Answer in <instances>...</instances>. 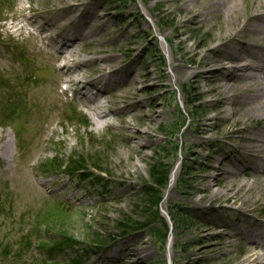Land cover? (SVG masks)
<instances>
[{
	"label": "rangeland",
	"instance_id": "1",
	"mask_svg": "<svg viewBox=\"0 0 264 264\" xmlns=\"http://www.w3.org/2000/svg\"><path fill=\"white\" fill-rule=\"evenodd\" d=\"M188 6L0 0V82H11L0 84V137L15 150L12 164L0 160V264H264L263 247L251 262V246L227 238L236 212L248 209L264 222V206L212 196L223 182L210 189L245 118L235 107L233 123L230 95L216 89L222 77L195 56L225 22L188 15ZM189 7L202 13L197 2ZM67 32L79 36L62 46ZM86 82L100 92L81 91ZM36 102L55 107L54 119L45 105L48 122L33 121ZM93 109L113 115L96 127L87 116ZM180 114L185 123L169 137ZM26 130L32 136L23 139ZM133 133L138 141L129 140ZM153 170L168 171L165 188ZM252 177L229 175L235 183ZM135 224L133 234L121 230Z\"/></svg>",
	"mask_w": 264,
	"mask_h": 264
},
{
	"label": "bare ground",
	"instance_id": "2",
	"mask_svg": "<svg viewBox=\"0 0 264 264\" xmlns=\"http://www.w3.org/2000/svg\"><path fill=\"white\" fill-rule=\"evenodd\" d=\"M193 2H197L201 6L202 13L195 8L189 7ZM185 3H189L186 8L188 15L191 14L194 17L197 15L199 17L202 16L203 20L208 16L212 17V15L223 16L225 24L222 27V31L219 29V37L214 39V44L205 50L204 55L197 51L195 56L204 59L200 63L202 67L213 64L214 68L209 67L215 70L213 74H218L222 77L217 83L216 89L220 90L221 93L224 92L230 95L227 102L229 108L227 111L231 113L230 119L233 123L236 121L235 115L237 112L234 110L235 107L243 108L244 111L241 114L245 117L243 128L236 132L238 141L229 154L223 156L222 160L219 161V170L222 175H218V178L213 179L210 189L214 186L218 187L220 182L223 183L218 190L212 192V196L224 197L227 201H241V204L248 206L259 204L264 206V0H185ZM242 9H244L243 13ZM13 28H17L14 30L15 32H22V26H19V24H16ZM66 35L68 36L66 44L64 43L66 38H60L57 41L62 46H66L75 40L79 33L77 32L75 36L74 33L67 32ZM180 44L181 49H184L185 41L182 40ZM61 54L59 53L58 56ZM210 58H212L211 62H209ZM235 62L239 64H234ZM75 66H78V63ZM68 71L66 70L64 74ZM0 84L10 86L11 82L4 80ZM88 89H92L95 92L94 94L100 92L99 87H92L86 82L81 91ZM24 97L26 98V95ZM23 102L21 99L19 113L22 112L20 110ZM89 102L91 101L89 100ZM37 103L32 105L31 113L29 110L33 121L48 122V116L44 114L45 105L47 109L49 107L52 110V118L54 119L55 107L45 103ZM10 104V102L6 103L7 107ZM112 115L109 111L97 112L94 109L93 114L87 113L88 118L96 127L100 123L98 120L101 118L108 119ZM255 119L257 120L255 126L259 130L250 133L249 129L255 128L250 125L251 120ZM261 122L263 127H260ZM0 128L3 127L0 126ZM47 132L53 133V129ZM30 133V130L24 131L23 139L32 136ZM139 138L140 135L138 133H133L130 135L129 140L135 139L138 141ZM18 142H20V139ZM42 143L46 142L43 140ZM45 149L42 150L44 151ZM14 155L15 150L7 143L5 137L1 136L0 160L12 164ZM30 170L32 171L33 168L30 167ZM234 170L238 174L243 173L245 175L251 171L254 175L251 178L253 179L252 183H248L246 180H239L235 183L234 180L229 178L230 172ZM175 174L176 171L174 169L171 173V179L175 177ZM235 215L239 217L236 219L235 225L231 223L230 228L233 234L229 233L227 238H233L234 235L238 236L241 241L251 246L245 249L246 258L251 262L260 261L256 247L261 246L264 248V222L258 221L248 209L244 210L243 213L236 212ZM137 226L138 224H135L132 225L133 228H127L122 225L121 230L133 234L139 231ZM126 236L128 235L126 234ZM212 238L220 241V236H213ZM162 246L164 247V244ZM161 250L164 251V248L161 247ZM205 252L202 251L201 253Z\"/></svg>",
	"mask_w": 264,
	"mask_h": 264
},
{
	"label": "trees",
	"instance_id": "3",
	"mask_svg": "<svg viewBox=\"0 0 264 264\" xmlns=\"http://www.w3.org/2000/svg\"><path fill=\"white\" fill-rule=\"evenodd\" d=\"M181 121L177 124L178 127L176 128L175 132L174 133H170L169 137H171L172 134H175L177 133L181 127H183L184 123H185V119L184 117L180 114L179 117H178ZM83 176L81 178H89L91 179L90 181H96V180H93L92 178L88 177L89 174H87L88 172H83ZM160 173H162L163 176L160 175ZM161 176V177H160ZM167 177H168V171H160V172H154L153 170V174H152V178H153V181L156 183V185H158L159 187L161 188H165L166 186V182H167ZM93 185V184H92ZM146 192L148 194V196H151V197H155V191L151 190L150 187H147L146 189ZM150 190V191H149ZM124 232V231H123ZM125 234L129 235L130 233L126 232ZM44 263V262H43ZM74 263V261H73ZM74 264H82L81 262H75Z\"/></svg>",
	"mask_w": 264,
	"mask_h": 264
}]
</instances>
